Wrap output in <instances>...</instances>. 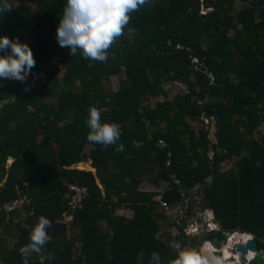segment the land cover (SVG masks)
Wrapping results in <instances>:
<instances>
[{"label":"trees","instance_id":"16d2710c","mask_svg":"<svg viewBox=\"0 0 264 264\" xmlns=\"http://www.w3.org/2000/svg\"><path fill=\"white\" fill-rule=\"evenodd\" d=\"M29 1L34 10L8 0L12 11L0 13V36L24 42L29 33L35 70L47 75L33 88L32 74L26 83L0 79L3 264H23L19 248L41 215L52 222L45 264H152L153 252L168 264L176 252L159 237L158 221L166 220L161 202L173 207L184 194L198 193L224 231L251 233L264 251V137H253L264 122V0H241L245 5L236 14L238 0H151L131 14L106 63L59 46L56 22L67 0ZM53 58L65 69L61 79ZM117 75L119 89L108 91L105 80ZM178 82L186 88L170 97L166 86ZM90 106L101 122L119 127L124 151L87 140ZM202 118L215 120V143L205 123L192 125ZM48 142L46 152L32 154ZM88 160L97 173L73 166ZM212 174L214 182L206 186ZM163 181L164 192L144 187ZM70 184L86 189L77 209L70 208ZM20 195L26 198L21 208L3 209ZM125 207L131 218L117 214ZM13 227L19 230L14 240ZM28 264H40L38 256Z\"/></svg>","mask_w":264,"mask_h":264},{"label":"clouds","instance_id":"9594fccd","mask_svg":"<svg viewBox=\"0 0 264 264\" xmlns=\"http://www.w3.org/2000/svg\"><path fill=\"white\" fill-rule=\"evenodd\" d=\"M150 4L151 0H67L56 28L57 42L60 47L68 48L72 56L79 52L85 60L106 63L108 50L124 34L131 14ZM12 9L8 0H3V3L0 4L2 15ZM0 52L4 53L0 55V79L26 83L36 64L30 46L18 38L10 39L7 35H3L0 36ZM27 90L25 88V91ZM86 123L89 129L86 138L90 143L100 144L105 150L109 146H115V151H124V145L117 143L121 135L119 127L115 123L101 122L100 112L95 106L88 108ZM155 198L161 199H158L157 196ZM209 211L211 214L213 213V217L210 216L209 220L212 222V226H207V232L203 235V243L199 245L196 242L198 247H185L176 244L174 246L176 255L168 261V264H241V254L234 251V247L238 244L246 245L250 240L256 241V237L251 233L239 230L224 231L216 221L214 212ZM191 214L197 215L195 211H192ZM51 226L52 222L47 217L41 215L38 218L31 229L29 242L19 248L23 264H28V258L33 254L38 256L40 264H45L46 260L51 259L45 254V247L51 241V236L48 233ZM227 232H230L231 235H228ZM188 234L191 235L192 232ZM235 236H238V239L231 244L230 242ZM222 237L228 238L227 243L214 242L215 238L219 242H223ZM196 238L198 237L188 238V241L192 242L191 240ZM244 239V242L237 243ZM216 245L221 246L217 247ZM259 251L262 250L259 249ZM262 252L264 253V251ZM255 255L254 252L247 253L245 259L249 264ZM151 261L152 264H162L161 257L156 252L151 253Z\"/></svg>","mask_w":264,"mask_h":264},{"label":"rangeland","instance_id":"374dc122","mask_svg":"<svg viewBox=\"0 0 264 264\" xmlns=\"http://www.w3.org/2000/svg\"><path fill=\"white\" fill-rule=\"evenodd\" d=\"M15 5H22L24 7H30L31 10H34L36 5L35 4H32L29 0H14L13 2ZM245 3L242 2L241 0H238L236 2V7H235V10H233V13L236 14L237 10L239 8H241L242 6H244ZM30 10V11H31ZM207 11L206 9L203 10V15L207 14ZM59 23V18L57 19V22H56V26L58 25ZM28 40H29V33H25L24 34V42L28 43ZM207 43L205 42L204 45H206ZM50 65L52 66L53 70L55 71L56 75L58 76V78H63L64 76V73H65V69L64 67H62L61 63L58 61L57 58H53L50 62ZM197 67V66H196ZM36 67L32 68L31 70V73L32 74V83H31V86L30 88H33L35 87L38 82L40 81V79L42 80H45L47 79V75L44 73V72H39L37 70H35ZM29 74V75H30ZM209 76L211 77V80L213 82L214 80V77L212 75L209 74ZM46 77V78H45ZM121 77L122 75H117V76H112L110 77L109 79L105 80V86H106V89L108 91H115L117 89H119L120 85H121ZM63 87V85L61 86ZM168 92H169V96L172 97L177 91H180V90H184V88H186V86L184 84H181V83H174V84H168L166 86ZM198 88V86H197ZM163 96H160V97H150L148 102L151 106H154L156 104V102L158 100H163ZM47 100H49V98H47ZM56 99H53V101H55ZM214 100V98H210V97H206L205 101H212ZM192 125L194 127H196V129H200L202 127H204V124L205 123L208 127H206V130L209 134V139L210 141L213 143H215L216 141V138H215V130H216V127H215V120H210V119H207V118H204V121H203V118H202V121H199V120H196V121H191ZM253 137L255 139H260L262 140V138L264 137V122L261 124V126L255 131ZM39 140H42L43 136L40 135L39 137ZM55 150L58 149V142L57 140H54V141H51L50 143ZM49 142L48 143H44L43 147H41L40 149L41 150H34L32 151V154H37L38 152L42 151V152H46V150L48 149V146L50 145ZM87 152H89L91 149H90V146L88 145L87 147ZM14 158H9L8 159V166H10V164L12 163ZM85 164V169H93V171L95 173H97V170L93 167L92 163H91V160H88V161H85L84 162ZM234 165V162L233 163H228L225 165V168H223V171H227L229 169H231ZM7 166V167H8ZM74 167H77V168H80L79 166L76 165H73ZM112 171V169H110L107 174H109L110 172ZM98 181L100 182V180L98 179ZM150 182V181H149ZM146 186L148 187H151V188H154L160 192H164L167 190V187H168V182L167 181H163L160 185V187H156V186H152L150 183L149 184H145ZM102 186V185H101ZM103 187V186H102ZM184 196V201H182L180 204L176 205L175 207H171V206H168L167 208H163V207H160L159 208V212L160 213H163L166 217V220H159L158 223L160 224L161 226V230L159 231V237L162 239V241L166 244V246L171 249L172 251H175V245L176 244H180L181 246H186L185 243H182L179 241V238L178 235H180L178 233V231H180L179 229H181L182 231L186 230L187 228V223L188 221H190V223L188 224L189 227H191L192 229V225L193 222H192V219H187L188 216H187V211H188V208L191 206H193V208L195 209L194 211L197 213L199 212L200 215H197V218H199V226H196L197 228H199L200 226L205 230L207 231V226H212V222L210 220V216H212L211 212L209 210H205L203 211V204H200L201 203V199H202V195L201 194H189L188 196L187 195H183ZM158 199L161 198V195L157 196ZM188 205V207H187ZM181 207H185V209L181 208ZM187 207V209H186ZM199 209V210H198ZM117 214H123L125 216H127L128 218H131L133 216V211H131L129 208L125 207V208H120V209H117ZM21 213H24V211H22ZM206 213V214H205ZM183 214H186V216H184ZM204 215V216H203ZM102 228L103 229H107L108 228V224L106 221H103L102 223ZM184 227V228H183ZM12 233H13V236L11 237L12 240L15 239L16 236H14L15 234H18L19 233V230L16 228V227H13V229H11ZM200 233V232H199ZM198 238L197 239V243L200 245L203 243L204 241V237L203 235L201 236H197ZM183 240H189L188 238H183ZM223 239V243H227V239L225 238H221ZM233 240V239H232ZM231 240V244L232 243H235V240L232 241ZM192 241V240H191ZM264 242V239L262 240ZM189 242V241H187ZM193 242V241H192ZM190 243V242H189ZM185 244V245H184ZM11 245H12V241H11ZM217 246V245H216ZM221 245H218L217 247H220ZM264 254V253H263ZM0 264H3V261L0 260Z\"/></svg>","mask_w":264,"mask_h":264},{"label":"built area","instance_id":"2783aa9c","mask_svg":"<svg viewBox=\"0 0 264 264\" xmlns=\"http://www.w3.org/2000/svg\"><path fill=\"white\" fill-rule=\"evenodd\" d=\"M69 189L74 191L72 194L70 192V194H71V200H69L70 208L77 209L82 204L83 195H85L86 189L80 188V187L76 186L75 184H70L69 185ZM25 202H26V198L23 197V195H20L17 198L11 200L10 202H6L3 205V209H5L7 212H11L13 210L21 208L24 205ZM161 205H162L163 208H165V207L167 208L169 206V205H167L164 202H161ZM187 207H188V205H187ZM187 207H186V209H187ZM181 208L185 209V207H181ZM196 214L200 215L199 213H196ZM183 215L186 216V214H183ZM197 215L193 216L191 214V216L187 218V219H192V222H193L194 225H192V229H191V227L188 226L190 221H188V223L186 224L187 225L186 230L178 231V233L180 235H184V237L191 239V238H195L196 236H201V235H205L206 234L207 231H205L201 226L199 228L196 227V226H199V218H197ZM212 215H213V213H212ZM68 218L72 219L73 217L69 216ZM189 232H192V234L189 235L188 234Z\"/></svg>","mask_w":264,"mask_h":264},{"label":"water","instance_id":"95a60500","mask_svg":"<svg viewBox=\"0 0 264 264\" xmlns=\"http://www.w3.org/2000/svg\"><path fill=\"white\" fill-rule=\"evenodd\" d=\"M205 15V14H204ZM94 148H92L90 159L92 160L93 158V151ZM215 179V174L209 175L206 179V186L212 185ZM192 212V206L188 208L187 211V216L190 217ZM228 235H231L230 232H227ZM214 242L217 243H222L219 242L217 238L214 239ZM188 246H196L198 247L197 244L194 242L188 243ZM234 251H238L241 254V264H249V262L245 259L246 255L248 252H254L256 253L255 257L251 260L250 264H264V255L262 251H259L257 242L255 240H250L246 245L238 244L236 247H234Z\"/></svg>","mask_w":264,"mask_h":264},{"label":"bare ground","instance_id":"6f19581e","mask_svg":"<svg viewBox=\"0 0 264 264\" xmlns=\"http://www.w3.org/2000/svg\"><path fill=\"white\" fill-rule=\"evenodd\" d=\"M84 164H85L84 162H80V163L77 164V166H79L80 168H86ZM92 170H93V169H92ZM243 238H246V237H243ZM237 239H238V236H235V237L233 238V240H235V242L237 241ZM233 240H232V241H233ZM244 241H245V239L242 240L241 242H237V243H242V242H244Z\"/></svg>","mask_w":264,"mask_h":264},{"label":"crops","instance_id":"0c3cea01","mask_svg":"<svg viewBox=\"0 0 264 264\" xmlns=\"http://www.w3.org/2000/svg\"><path fill=\"white\" fill-rule=\"evenodd\" d=\"M10 158H12V157H10ZM13 161H14V159H13ZM13 161H12V163H13ZM7 162H8V161H7ZM12 163H11V164H12ZM11 164H10V165H11ZM146 183L149 184V182H146ZM152 186H153V185H152ZM154 186H155V185H154ZM144 187L147 188V189H154V188L148 187V186H146V185H144Z\"/></svg>","mask_w":264,"mask_h":264},{"label":"flooded vegetation","instance_id":"af4514ba","mask_svg":"<svg viewBox=\"0 0 264 264\" xmlns=\"http://www.w3.org/2000/svg\"><path fill=\"white\" fill-rule=\"evenodd\" d=\"M191 206H192V204H191ZM191 206H190V207H191ZM194 210H195V209H194L193 206H192V211H194ZM206 210H209V209H206ZM203 211H204V210H203Z\"/></svg>","mask_w":264,"mask_h":264}]
</instances>
